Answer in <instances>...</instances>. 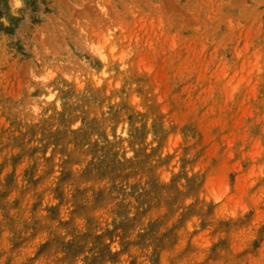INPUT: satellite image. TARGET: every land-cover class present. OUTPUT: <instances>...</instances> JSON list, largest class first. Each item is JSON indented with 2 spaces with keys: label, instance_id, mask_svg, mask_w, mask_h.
I'll return each instance as SVG.
<instances>
[{
  "label": "rangeland",
  "instance_id": "374dc122",
  "mask_svg": "<svg viewBox=\"0 0 264 264\" xmlns=\"http://www.w3.org/2000/svg\"><path fill=\"white\" fill-rule=\"evenodd\" d=\"M0 264H264V0H0Z\"/></svg>",
  "mask_w": 264,
  "mask_h": 264
}]
</instances>
